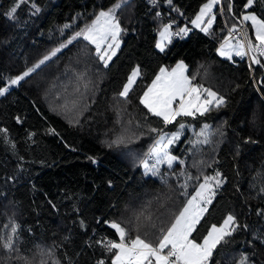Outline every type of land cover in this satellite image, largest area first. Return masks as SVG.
Masks as SVG:
<instances>
[{
	"label": "trees",
	"instance_id": "1",
	"mask_svg": "<svg viewBox=\"0 0 264 264\" xmlns=\"http://www.w3.org/2000/svg\"><path fill=\"white\" fill-rule=\"evenodd\" d=\"M13 2L0 0V78L5 79L23 73L114 0H29L15 19H9L4 13ZM205 2L173 0L178 11L169 7L190 23ZM244 3L233 0L236 17L245 11ZM253 10L264 18V4ZM157 11L159 6L151 0H130L118 13L127 32L107 68L94 56V46L76 40L0 96V128L9 130L8 138L15 144L13 148L0 134V235L15 224L19 236L18 251L8 253L0 247V264L110 260V254L95 243L117 238L105 220L121 223L131 236L155 241L161 222L166 227L186 200L180 187L185 177L179 174L196 177L217 170L225 182L193 236L201 242L211 224H220L232 213L241 228L218 247L213 264H237L243 254L254 264H264V216L257 214L264 210V69L253 65L250 70L246 58L218 55L217 44L237 23L227 0L223 13L216 8L211 34L194 29L183 38L173 37L164 52L155 47L164 23L155 16ZM65 24L72 27L64 28ZM180 61L187 65L189 76L195 75L194 82L225 97L226 104L203 117L178 121L189 127L170 153L184 165L163 166L158 176L145 174L139 161L156 138L149 129L172 132L177 125L164 127L139 104V97L160 67L172 68ZM71 64L74 68L69 69ZM136 65L142 78L124 100L118 94ZM72 100L78 101L76 108L66 110L64 105L71 108ZM16 117L23 122L17 123ZM203 124L220 134L199 151L189 143L195 138L189 129L199 130ZM121 137L123 143H112ZM248 137L255 142L246 143ZM199 182L189 181L190 195ZM149 215L151 221L146 219Z\"/></svg>",
	"mask_w": 264,
	"mask_h": 264
},
{
	"label": "snow or ice",
	"instance_id": "2",
	"mask_svg": "<svg viewBox=\"0 0 264 264\" xmlns=\"http://www.w3.org/2000/svg\"><path fill=\"white\" fill-rule=\"evenodd\" d=\"M28 2L29 0H14L12 7L4 14L9 19H15V14L20 6ZM151 2L156 5L158 0H151ZM165 2L174 9L173 0H165ZM129 3L130 0H114L106 10L99 11L90 23H86L82 28L74 31L66 41L53 48L23 73L6 79L0 78L2 80L0 96L7 95L13 87L19 86L21 81L39 69L41 65L52 60L62 49L79 39L94 46V56L103 67L107 68L120 48L122 34L127 32V29L121 24L118 13L129 6ZM224 4L225 0H206L191 24L201 32L211 34L210 30L216 22L214 9L219 6L220 12L223 13ZM257 4H264V0H245L242 6L245 11L241 13L240 17H236L232 11L233 0H227L228 12L237 20V23H233L228 28L227 34L223 37V42L217 49L218 55L228 60H232L234 55L242 59L247 57L250 61V70H252L253 65L264 69V18L253 10ZM32 7L35 8L36 13L40 11L35 4ZM174 10L178 11V9ZM180 14L183 15V13ZM155 16L160 18L163 13L157 11ZM248 22L254 30V38L250 37L247 29L243 27ZM175 23V21H169L160 25L158 29L159 40L155 45L160 52L165 51L167 46L172 43L174 36L183 38L191 31L187 25L174 31ZM71 27V24L64 25V28ZM187 73L188 67L183 61L176 63L175 67L171 69L162 66L139 97V104L143 105L149 114L159 118L163 126L177 125V129L172 132L164 131L162 128L149 129L151 133L156 134V138L146 157L139 161L145 170V174L150 173L153 176H158L163 165L169 169L173 168L174 163L184 165L183 159L172 155L169 151L170 146L179 142L186 128L189 127L184 122L178 123V121H181L182 118L203 117L226 104L225 97L210 87H205L202 83L194 82L195 75L189 76ZM142 75L141 67L139 65L134 66L118 95L127 100ZM80 79H84V76L81 75ZM261 83H264V79L261 80ZM84 86L86 88L87 84ZM77 103V100H72L70 101L71 108H69V103H66L64 108L72 110L76 108ZM16 120L17 123L23 122L19 117H16ZM8 131L7 128H0V134L14 148V142L8 138ZM49 132L58 135L55 129H49ZM214 134L211 125L203 124L196 132L195 138L189 143L194 148L210 144ZM31 135L34 136L35 133H31ZM123 142L124 139L121 137L112 143L119 145ZM245 142L254 143L255 141L248 137ZM111 146L110 144L109 147ZM150 160L154 162L150 163ZM93 162L95 161L93 160ZM208 166L211 167L210 164ZM179 175L185 177L184 183L180 187L183 189L181 195L186 197V200L179 211L173 214L166 227L161 222L157 228L155 241L145 239L140 234L131 236L129 229L122 226L121 223L105 220L103 223L114 230L117 238H101L95 241L111 256L110 260L106 261L101 258L95 264H213L212 258L218 247L228 243L230 238L241 228L237 217L228 213L220 224H211L201 242H197L193 234L197 233L198 225L208 213L209 206L212 205L225 180L218 170L212 175L201 173L192 177L183 171ZM192 180L200 182L195 185L194 191L190 195L187 188L189 181ZM261 191H264V188ZM257 214L264 216V210H258ZM137 219L139 220V216ZM146 219L151 221V216H147ZM83 223L81 221L82 226ZM97 223L99 224L101 221L97 220ZM3 227L8 228L7 225ZM243 227L247 228V225ZM18 240V225L12 224L6 235H0V247L8 253L16 252L18 251L16 247ZM41 264L44 262L42 261ZM57 264H59L58 261ZM237 264H254V262L250 261L247 254H243L239 257Z\"/></svg>",
	"mask_w": 264,
	"mask_h": 264
},
{
	"label": "built area",
	"instance_id": "3",
	"mask_svg": "<svg viewBox=\"0 0 264 264\" xmlns=\"http://www.w3.org/2000/svg\"><path fill=\"white\" fill-rule=\"evenodd\" d=\"M156 5L159 6L160 12L163 13V16L161 18L164 21V23L169 22V21H175L176 23H175L174 27H176V25H181V26L187 25L191 29V31L194 30V28L190 25V23L187 22L186 20H184L182 15H179L178 13L174 12L165 1L158 0V3ZM243 27H245L247 29L249 36L254 38L251 34L250 29H249V25L246 24ZM174 31H176V30H174ZM174 37H179V36H174ZM219 45H220V43L217 44V47H219ZM246 59H247V62L250 63L248 58H246ZM259 85H260V83H259Z\"/></svg>",
	"mask_w": 264,
	"mask_h": 264
},
{
	"label": "rangeland",
	"instance_id": "4",
	"mask_svg": "<svg viewBox=\"0 0 264 264\" xmlns=\"http://www.w3.org/2000/svg\"><path fill=\"white\" fill-rule=\"evenodd\" d=\"M202 6H203V5H202ZM202 6H201V7H202ZM201 7H200V8H201ZM217 7H218V6H217ZM214 11L216 12V9H214ZM198 13H199V12H198ZM198 13H197V14H198ZM216 17H217V16H216ZM194 19H195V18H193L192 20H194ZM192 20H191V21H192ZM89 23H90V22H89ZM190 23H191V22H190ZM248 23H249V25H250V22H248ZM248 23H247V24H248ZM190 25H191L194 29H196L197 31H200V30H199L198 28H196L194 25H192V24H190ZM214 26H215V24L213 25V28H214ZM250 27H251V26H250ZM213 28H212V29H213ZM212 29H211V30H212ZM250 29H251V31H252V36L254 37V30H253L252 28H250ZM211 30H210V31H211ZM200 32H201V31H200ZM203 33H204V32H203ZM79 40H80V39H79ZM157 40H159V35H158V33H157ZM73 42H76V41H73ZM72 44H73V43H72ZM70 45H71V44H70ZM70 45H68V47H69ZM121 46H122V43H121L120 47H121ZM68 47H67V48H68ZM64 49H65V48H64ZM156 49H157V48H156ZM157 50H159V49H157ZM50 51H51V50H50ZM62 51H63V49L61 50V52H62ZM159 51H160V50H159ZM61 52H59L57 55H59ZM234 56H235V55H234ZM114 57H115V56H114ZM114 57H113V58H114ZM54 58H55V57H53V59H54ZM221 58H224V57H221ZM245 58H247V57H245ZM53 59H52V60H53ZM225 59H227V58H225ZM50 61H51V60H50ZM50 61H47L44 65H41V67H40L39 69H42V67H44L46 64H48ZM109 64H110V63H109ZM175 65H176V64H175ZM175 65H174V67H175ZM68 67H69V69L74 68V67H73V64L69 65ZM77 67H78V66H77ZM77 67H75V68L77 69ZM172 68H173V67H172ZM169 69H171V68H169ZM35 72H36V71H35ZM33 73H34V72H33ZM33 73H32V74H33ZM32 74H31V75H32ZM164 127H165V126H164ZM163 130H164V128H163ZM211 130H212V129H211ZM189 131H190V133L195 137L196 132H198L199 130H192V129H189ZM212 131H213L215 134L211 137V141H212L211 143H213V141H214V140L219 136V134H220V131H219L218 133H217L216 130H212ZM184 135H185V133H184ZM184 135H183L181 138H183ZM154 140H155V139H154ZM177 143H178V142H177ZM207 145H211V144H207ZM172 146H173V145H172ZM204 146H205V145H201V146H199V147H201V149H200L199 147H198V148L196 147V150L201 151L202 148H204ZM170 147H171V146H170ZM210 148H211V147H210ZM208 149H209V148H208ZM208 149H207V150H208ZM169 151H170V148H169ZM193 152H194V154H195L196 157L200 155V154L196 155L195 151H193ZM147 153H148V152H147ZM147 153H146V154H147ZM146 154H145L144 158L146 157ZM125 155H127V154L125 153ZM125 155H124V156H125ZM144 158H143V159H144ZM121 160L123 161V158H122V157H120V161H121ZM153 162H154V161H151V160H150V163H153ZM174 164H175V163H174ZM199 164H200V162H199L198 160H196V166H198ZM163 166H164V167H167L166 165H163ZM163 166H161V167H163ZM141 168L143 169L142 166H141ZM160 169H161V168H160ZM143 170H144V169H143ZM213 201H214V200H213ZM197 242H198V241H197Z\"/></svg>",
	"mask_w": 264,
	"mask_h": 264
},
{
	"label": "crops",
	"instance_id": "5",
	"mask_svg": "<svg viewBox=\"0 0 264 264\" xmlns=\"http://www.w3.org/2000/svg\"><path fill=\"white\" fill-rule=\"evenodd\" d=\"M191 24V23H190ZM251 34H252V31H251ZM217 49H218V47H217Z\"/></svg>",
	"mask_w": 264,
	"mask_h": 264
}]
</instances>
